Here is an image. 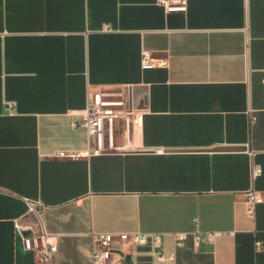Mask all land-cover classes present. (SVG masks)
Masks as SVG:
<instances>
[{
  "label": "crops",
  "instance_id": "0c3cea01",
  "mask_svg": "<svg viewBox=\"0 0 264 264\" xmlns=\"http://www.w3.org/2000/svg\"><path fill=\"white\" fill-rule=\"evenodd\" d=\"M143 49L167 65L142 69ZM100 90L141 114L116 121L124 150L88 152ZM252 185L264 195V0H0V264H45L15 230L36 221L25 199L58 235L51 264H94V235L122 232L147 236L109 264H264ZM196 228L216 234L173 244Z\"/></svg>",
  "mask_w": 264,
  "mask_h": 264
},
{
  "label": "built area",
  "instance_id": "2783aa9c",
  "mask_svg": "<svg viewBox=\"0 0 264 264\" xmlns=\"http://www.w3.org/2000/svg\"><path fill=\"white\" fill-rule=\"evenodd\" d=\"M165 12H185L187 10V0H156ZM140 65L142 69L155 67L158 65L166 66L165 60L152 56L151 52L143 49L141 51ZM13 103H7L9 113H12ZM133 117V124L139 125L141 122V114L130 109L125 100L122 91L100 90L89 92L87 96L86 110L82 119V124L86 127L89 136V153H102L114 151L117 149H125L124 146L117 144L115 139L116 121L119 118ZM252 122L255 116L252 115ZM80 152L59 151L56 153L58 157L76 158L80 156ZM261 173L258 165H252L251 177L254 179ZM246 212L250 216L255 215L256 205L264 201V195L257 191L253 185L246 192ZM28 211L36 216V221H15V230L22 239L25 250L31 251L34 256L44 262L51 264L57 250L56 233L45 230L40 220L41 203L37 200L25 199ZM197 224V219H194ZM156 243L160 242L159 233H152ZM215 232H201L198 228L193 231H175L172 232L173 244L182 246L184 240L191 235L193 242L199 243L203 240H212ZM147 233L144 232H122V233H96L94 235V245L91 251V259L94 264L113 263V256L120 255L124 252L125 247L133 243L145 241ZM260 245V242H257ZM122 257V256H121ZM120 257V258H121ZM119 259L122 260V259ZM117 259V260H118Z\"/></svg>",
  "mask_w": 264,
  "mask_h": 264
}]
</instances>
